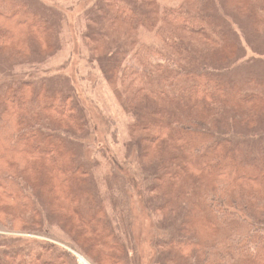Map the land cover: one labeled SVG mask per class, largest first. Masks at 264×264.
I'll list each match as a JSON object with an SVG mask.
<instances>
[{"label": "trees", "instance_id": "1", "mask_svg": "<svg viewBox=\"0 0 264 264\" xmlns=\"http://www.w3.org/2000/svg\"><path fill=\"white\" fill-rule=\"evenodd\" d=\"M46 1L0 0V264H77L17 236L52 231L89 264H264V0L76 1L131 119L107 172L76 90L34 75L76 3Z\"/></svg>", "mask_w": 264, "mask_h": 264}, {"label": "rangeland", "instance_id": "2", "mask_svg": "<svg viewBox=\"0 0 264 264\" xmlns=\"http://www.w3.org/2000/svg\"><path fill=\"white\" fill-rule=\"evenodd\" d=\"M77 0H66L59 9L65 11L67 5H70ZM48 5H53V1H46ZM85 1L82 4L76 2L73 4V11L68 14L66 23L62 26L61 31V46L60 51L51 60L44 65L39 66V70L34 72V75L41 74L42 76L48 75L55 77L61 75V79L66 81L68 86H72L77 92V98L81 106V110L91 122L93 127L98 128L97 146L98 163L104 168L102 171H109V166L105 158L113 159L112 155L115 154L120 160L118 153V147L124 143L126 126L130 122V118L122 114L118 105L116 104L109 87L102 81L101 75L96 71L93 64H90L84 58H80L79 50L81 49V39L78 36L76 29L77 20L80 19V15L84 11ZM62 67V68H61ZM34 68H30V72ZM44 74V75H43ZM29 82L21 79V83ZM63 87V86H62ZM117 144V145H115ZM108 146L112 147L111 149ZM117 146V147H116ZM106 154V157H101ZM111 156V157H110ZM93 157V155H92ZM116 158L117 161H119ZM92 159V158H91ZM105 165V166H104ZM99 177L103 174L99 173ZM143 223L138 224L139 226ZM1 231V230H0ZM146 230L142 231L141 241L143 245V252L148 249V241H144L143 236L146 235ZM58 231H52L50 236H34L27 233L17 234L22 238L28 240H36L46 244L54 245L56 248L71 251L72 255L76 259L77 264H83L80 261V256L70 246H66V237L61 236ZM75 252V253H74ZM141 259L145 257L144 253L140 254ZM82 258V257H81ZM86 261V259L83 258ZM87 262V261H86ZM88 263V262H87ZM89 264V263H88Z\"/></svg>", "mask_w": 264, "mask_h": 264}, {"label": "water", "instance_id": "3", "mask_svg": "<svg viewBox=\"0 0 264 264\" xmlns=\"http://www.w3.org/2000/svg\"><path fill=\"white\" fill-rule=\"evenodd\" d=\"M80 261L83 263V264H86L85 262H83V260L80 258Z\"/></svg>", "mask_w": 264, "mask_h": 264}, {"label": "bare ground", "instance_id": "4", "mask_svg": "<svg viewBox=\"0 0 264 264\" xmlns=\"http://www.w3.org/2000/svg\"><path fill=\"white\" fill-rule=\"evenodd\" d=\"M81 258V257H80ZM83 260V258H81ZM83 262H85L86 264H88L85 260H83Z\"/></svg>", "mask_w": 264, "mask_h": 264}]
</instances>
